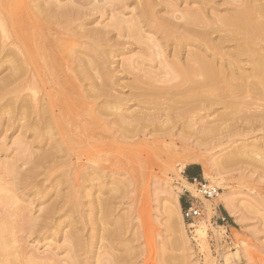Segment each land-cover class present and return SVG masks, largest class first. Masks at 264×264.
Wrapping results in <instances>:
<instances>
[{
    "label": "rangeland",
    "instance_id": "374dc122",
    "mask_svg": "<svg viewBox=\"0 0 264 264\" xmlns=\"http://www.w3.org/2000/svg\"><path fill=\"white\" fill-rule=\"evenodd\" d=\"M85 1L80 0L84 3ZM188 1L116 0L112 5L120 3L118 8H115L121 10L117 11L123 13L125 17L133 16L135 13L136 17L151 8L149 6L151 4L158 20L163 21L159 17L166 18L169 15V20L173 22L172 27L181 31L184 27L181 21L184 20L182 17L181 20L178 18L182 16L180 13L184 11V6L186 10H195V6L196 8L199 6V9L197 8L199 12L203 8L202 11L207 16L202 12L200 14L202 17L206 16L209 22L215 17L216 12L223 16L222 13L230 15L233 11V5L228 3L229 0H226L227 2L209 0L208 3H203L202 0ZM256 1L263 3V0ZM70 2L84 10L82 18L74 21V25L82 23V28H87L85 30L95 31L98 28L106 31L102 39V42H107L106 45L99 41L104 57H108L103 65L104 71L98 75L90 71L91 76L88 80L90 82L94 80L98 89L107 92L108 95L123 96L125 114L129 115L127 114L126 121L117 123L114 121L116 115L112 114L111 109L109 111L103 107L101 116L108 120L105 126L111 129L109 131L115 132L114 135L103 134V138H100L96 124L90 122L86 127L89 134L78 137L75 141L60 138L57 130L55 131L56 128L50 138L37 139L38 137L22 126L25 119L14 120L12 125H6V120L10 116L8 110L14 107L11 101L14 94L8 92L2 96L0 111L3 110L1 113L5 115L2 114V117L0 113V159H10L18 151L20 142H26L35 152L46 153L45 155L53 153L56 156L44 164L42 171H46L37 177L39 187L45 194L47 193L41 199L43 203L41 200L38 203L28 194L23 195L21 192L18 194L23 202L27 201L26 199H33L34 203L28 205V214L33 213L35 216L39 212L37 210L39 207L57 198L60 200L58 212L60 210L59 214L63 220V225L57 229L77 232L83 239L84 247L90 240L88 236H93L90 240L95 242L92 243L93 251L105 255L103 251L107 248V253L112 254L109 253L107 256L111 258L113 264H264V71L252 68L254 65L249 56L234 54L237 46L236 41L232 39L231 42L234 41L235 44L229 42V39L226 43L224 39H219L218 45L213 44L224 53L234 52L236 62L234 60L233 62L238 66L234 70L228 68L231 65L226 59L220 58V54H215L214 50L198 48L194 40L184 41L183 44L172 41L171 46L170 44L166 46L159 40V33L156 34V38L162 42L164 53L162 56H147L145 48L147 49L148 45L145 39L127 36L124 30L118 31L115 27L105 25L109 22V15L107 12L103 14L102 7H98L102 3L100 0L97 1L99 4L89 0L85 5L74 0H45L51 7ZM94 4L98 5L100 10L96 9ZM112 5L109 8L115 9ZM106 6L108 7L107 4ZM169 9L174 12L170 13ZM211 11L214 15L210 13ZM194 28L206 29L195 25ZM217 32L210 35L213 41L221 35V32ZM140 33L145 38L147 33ZM240 39L238 40H243ZM144 40L145 43L141 44ZM141 45L144 49L140 48ZM260 46L264 48L257 45V49L264 50ZM71 49L77 59L85 62L83 63L85 68L88 62L85 53L88 48L77 44L72 45ZM172 49L177 55H172L174 58H171L170 54ZM197 49L198 58L201 54L202 57L213 59L212 65L215 63L213 67H221L217 73L220 76L216 74V78L209 79L207 76L208 79L204 78L200 71L197 72L200 67L197 66L199 61L193 64L196 70L193 65L195 71L191 69L186 60L191 53L187 51L196 53ZM202 52L206 53L203 55ZM162 59L176 61L178 64L174 67L178 72L176 73L177 70L173 68V71L169 72L170 75L165 74L160 61ZM8 70L7 62L2 63L0 66L2 93L13 89L17 82H22L26 78L25 75H20L14 81L4 80L8 77ZM191 70L192 73L189 72ZM156 71L160 72L156 74L159 81L154 79L155 74L152 77L154 80L151 78L153 75L151 73ZM234 74L235 78H232L231 75ZM148 78L156 82L147 84ZM140 79L144 82L142 83ZM88 80L77 79L81 93H86ZM135 82H138L136 84L139 86L135 87ZM99 84H103L104 87H100ZM157 85L159 89L161 87L158 91L146 88L155 86V89ZM64 86H68V82H64ZM166 86L168 88L163 89ZM169 87L175 90H168ZM50 89L39 88V95L45 92L49 96L47 93ZM26 90L23 89L21 95H26L28 93ZM96 97L95 102L97 104L99 102L98 105L104 103L105 96ZM107 101L114 104L111 97H107ZM79 106L77 114L79 121L89 119L92 110ZM107 111L109 113H106ZM142 114L143 119H135ZM104 143H108V150L101 151ZM191 154H195L199 159L189 160ZM55 160L61 162V166L48 171L46 166L53 164ZM206 161H211L214 165L208 172L204 168ZM188 165L195 166L201 178L219 187L220 194L227 202V206L224 207L220 202V195L211 200L201 198L204 213L192 232L181 215V204L187 195L185 189L197 196L194 185L190 184L191 181L184 174V168ZM57 193L60 194L59 198L56 197ZM70 221H74L73 226L68 225ZM216 224L219 227H216ZM42 237L32 235L16 244L21 245L27 255L30 252L51 251L57 252L58 257H63L69 250H74L73 247H69L60 232L55 236L50 235L44 239ZM76 253L80 259L86 257L83 248ZM91 261L92 259L81 264H95Z\"/></svg>",
    "mask_w": 264,
    "mask_h": 264
},
{
    "label": "bare ground",
    "instance_id": "6f19581e",
    "mask_svg": "<svg viewBox=\"0 0 264 264\" xmlns=\"http://www.w3.org/2000/svg\"><path fill=\"white\" fill-rule=\"evenodd\" d=\"M74 1L77 3L80 2V0ZM88 1L89 0H86L85 3ZM95 1L97 2L98 0H94V3H96ZM113 1L116 0H100L102 3H97H100L101 5L99 4L98 6L94 4V7H102L103 10L101 11H103V14L107 12L109 15V22H107L105 25L115 27V29L118 31L124 30V33L127 36L145 39L148 45V48H145V50H147V56H162L164 53L162 50L163 48L161 47L162 42L168 46L172 41L183 44L184 41L186 42L187 40H194L198 48L204 49L206 51L207 49L214 50L215 54H220L219 57L226 59V62L231 65L228 68L230 70H234L238 67L237 64H234V62H236V59L234 58L235 56L233 55L234 52H232V54L229 52L224 53L213 44L217 43V40L219 39H224L225 43L228 41L231 42L232 39L236 41L237 46V50L234 54H244L249 56L254 65L252 68L259 71H264V50L260 51L257 49V45L264 46V43L260 44L261 42H264V18H262L264 17V0L261 4L257 3L256 0H229L228 3L233 5V7L232 5H229L233 8V11L231 10L232 12L230 15H224V13H222L223 16H221L218 15L215 10L213 11L214 13L216 12L215 17L211 16L213 19H210V22L206 17L207 15L203 13V8L201 9L200 7L202 14L206 15L205 17H202L200 14L201 12L198 10L199 6H197L198 9L195 6V10H186V6H184V11L180 13L182 16L178 15L180 16L178 19L181 20L182 17L184 20V22L181 21V23L184 24V27L183 24L180 23L183 27L182 31L180 29H174V26L172 27L173 22L169 20V15H167V17L169 16L168 18L159 17L163 21L158 20V16L153 12L151 4H149L151 8L148 7L149 9L144 13H141V16L139 15L134 17V13L133 16L125 17L123 13L119 12L121 8L120 10L117 9L119 11L116 10V8H118L117 6L123 2L120 1V3H117V0L115 3L117 5L113 6ZM202 1L203 3H208L207 1L209 0ZM209 2H212V0ZM80 3L83 4L84 2ZM170 4L172 5V3ZM111 5L116 8H109ZM54 6L55 5L51 7L50 4H46L45 0H0V66H2V63L7 62L9 69L7 75L8 77L3 79H11L14 81V79L20 75H25L26 77L24 81L17 82V85L13 89L4 91L3 93L0 92V98L5 96V94L8 92V94H14L11 100L14 107L11 109L9 108L10 111L8 110V114L10 116H8L6 120V125H12L14 120L21 121L22 119H25V124L22 123V126L25 127L26 130L31 131L32 133H30L32 135L38 137L37 139L50 138L54 133V128H56L55 131L57 130L56 133H58L60 138L62 137L64 140L68 139L69 141H75V139L78 137L89 134L86 127L90 122L96 124L97 131L100 132V138H103V134L104 136L114 135L115 132L109 131L110 128L105 126L108 120L104 119V117L102 118L101 114L103 113V107H105L108 108L109 111L111 109L112 114L116 115V117L114 116L116 118H114L115 122L121 123L126 121V116L128 113L125 114L126 110L124 109L126 108L122 103L123 96L120 97L116 95H108L106 94L107 92L98 89L97 84H94V80L91 82L89 81V77L91 76L90 71H93L95 75H98L100 72L104 71L103 68L105 66L103 65L108 57H104V51L101 48L99 41L101 40L100 43H104L106 45V41L102 42L106 31L100 30L98 28V30L96 29L95 31H92L94 29L85 30L87 28H82V23L74 25V21H79L82 18L84 10L79 6L72 4L71 2L67 4H60L57 7ZM169 6L170 5H168V7ZM98 7L96 9H98ZM172 9H169L171 11L170 13L174 12ZM229 9L230 8H228V10ZM114 11H117V13ZM210 13L214 15L212 11ZM171 20L173 21L172 18ZM175 25L178 26L176 22ZM194 25L206 29L194 28ZM216 31L221 32V35H219V38L213 41L211 34L215 33ZM140 32L147 33L145 38L143 35V37L141 36ZM157 33H159V40H162V42L157 40ZM84 38H86V40H83ZM240 38H243V40L240 41ZM143 39H141V41ZM145 40L141 44L145 43ZM234 41L231 43H234ZM77 44L84 45L86 48H88L87 52L85 53V56L88 57V62L85 68L83 66V63L85 62L77 59L76 54H74L73 49H71L72 45ZM147 45L144 44L145 47H147ZM254 45H256V47ZM144 46L141 45L140 48L144 49ZM190 50H192V48ZM172 52H174V50L170 53L171 58H174L172 55L177 56L175 55V52L174 54H172ZM187 52L191 53H187L189 55V57L186 59L187 62L191 65V67L194 63L200 62L197 65L200 66L197 69V72L200 71V74L204 76V78L210 77L209 79H211L213 77L216 78L217 75L220 76L217 73L220 71L221 67H213L215 65L214 62L212 65L213 59L210 60L207 59L208 57H202L200 54L201 52L199 53L200 58H198V49L196 53H193L189 50ZM244 55L241 56L245 57ZM211 56H213V54ZM160 61H162V68H164L163 70L166 72L165 74L172 72L173 68L175 70L176 67H174V65L176 64L177 66L178 64L176 61L174 62L172 60L162 59ZM240 61H242V59ZM193 67L195 68L196 66L193 65ZM193 67L191 69L194 70ZM162 68L160 72L162 71ZM72 70L75 72H72ZM193 70L189 72L192 73ZM150 72L151 71H147V73ZM160 72L156 71L151 73V75L153 74L151 78L155 74L154 79L156 78V80L159 81V78L156 77V74H159ZM177 72L178 70L176 73ZM149 75L148 77H150ZM168 75H170V73ZM224 75L226 74L224 73ZM231 77L235 78V74L231 75ZM77 79L80 81H86L89 79V83L87 82L88 86H86L85 89V94L79 91ZM64 82H68V86L65 87ZM138 82H135V87L139 86L136 84ZM152 82L153 81L149 80L147 81V84H152ZM155 82H153V84ZM223 82L225 83V81ZM202 84L204 85L205 83L203 82ZM101 86L104 87L103 84L100 85V87ZM46 87L51 88L49 92L47 91L49 96H47L45 92L39 95V88L44 89ZM142 87L144 86L142 85ZM152 87L149 88L148 86L146 88L149 90L152 89V91H158L161 89V87L159 89V86L156 87L157 89H154L155 86ZM166 88L168 87L166 86L163 89ZM23 89H27L26 91H28V93L24 96L20 93L21 91L23 92ZM171 89L174 88L169 87L168 90ZM96 96H105L104 103H100L101 105H98V99V104L95 102ZM88 97H93L94 99H89ZM107 97H111V100L114 101V104L107 103L109 102L107 101ZM79 105L85 109L92 110L90 111L91 115L89 119L79 121L77 115L80 107ZM2 111H0V113ZM109 111L106 113H109ZM142 113L144 114V112ZM2 114L3 113H1V115ZM143 114L138 118H133L139 120V118L144 116ZM153 117L155 118V115ZM149 119H151V117H149ZM100 150H108V143H104ZM45 154L31 150L26 142H20L18 145V151L15 152L10 159H0V264H81L82 262H89L91 259V262H94L95 264H102L103 260L104 264H113V262L110 260L111 258L109 259L107 256V254L110 253H107V248L103 251L105 252V255L93 251L92 243L95 242L90 241L93 236H88L90 240L87 242L88 245L84 247L83 239L80 234L71 230L59 231V229H57L59 226L63 225L62 215L59 214L60 210L58 212V209H60L58 206L60 200L57 198L56 199L58 201L55 199L45 206L43 205V207H39L37 209L39 212H36L37 214L35 216L33 213L28 214V205L34 203V201L33 199H26L27 201L23 202L18 194L19 192H21L23 195L28 194V196L35 198L34 200H37L38 203H40V200L46 196L47 193L45 194L44 190L39 187L40 184L37 180V177L41 172L46 171H42L44 164L47 161L54 159L56 156L53 153L47 155ZM191 155L192 156L189 157V160L199 159V157H197L195 154ZM204 163V168L207 172L214 166L213 162L211 161H206ZM59 166H61V162H57L55 160L53 161V164L47 165L46 168L48 167V171H52ZM59 195L60 194L57 193L56 197L59 198ZM219 195L220 202L224 207H226L227 202L224 200V196L222 194ZM41 203H43V200H41ZM207 206L210 207L208 203ZM69 223L70 224L68 225H74V221H70ZM58 232H60L64 237V240L68 242L69 247L74 248L73 251L69 250V252H73L75 254L68 252L65 254V256L58 257L57 252L49 251L48 253L30 252L27 255L22 250L21 245H18V243L16 244V242L21 241V239L30 237L32 235L37 234L41 237L43 236L42 238L44 239L50 235L55 236V234L57 235ZM9 243H12V245H9ZM82 248L86 254L84 259H80L78 253H76L77 251H81Z\"/></svg>",
    "mask_w": 264,
    "mask_h": 264
},
{
    "label": "built area",
    "instance_id": "2783aa9c",
    "mask_svg": "<svg viewBox=\"0 0 264 264\" xmlns=\"http://www.w3.org/2000/svg\"><path fill=\"white\" fill-rule=\"evenodd\" d=\"M190 181L195 187L197 196L185 190L187 195L181 204V215L189 231L192 232L204 213L200 199H214L220 194L221 189L207 179L201 178L199 175H194ZM223 219L222 217L221 220ZM216 227H219V225L216 224Z\"/></svg>",
    "mask_w": 264,
    "mask_h": 264
},
{
    "label": "crops",
    "instance_id": "0c3cea01",
    "mask_svg": "<svg viewBox=\"0 0 264 264\" xmlns=\"http://www.w3.org/2000/svg\"><path fill=\"white\" fill-rule=\"evenodd\" d=\"M189 172L191 175H198V170L196 167H192V165H188L184 168V174Z\"/></svg>",
    "mask_w": 264,
    "mask_h": 264
},
{
    "label": "trees",
    "instance_id": "16d2710c",
    "mask_svg": "<svg viewBox=\"0 0 264 264\" xmlns=\"http://www.w3.org/2000/svg\"><path fill=\"white\" fill-rule=\"evenodd\" d=\"M192 167H195L192 165ZM199 175V174H198ZM194 175H191L189 172L186 171L185 173V177L188 178V180H190Z\"/></svg>",
    "mask_w": 264,
    "mask_h": 264
}]
</instances>
